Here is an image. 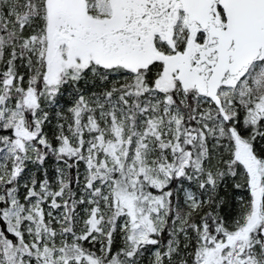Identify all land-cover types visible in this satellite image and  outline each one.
<instances>
[{"label":"snow or ice","instance_id":"snow-or-ice-1","mask_svg":"<svg viewBox=\"0 0 264 264\" xmlns=\"http://www.w3.org/2000/svg\"><path fill=\"white\" fill-rule=\"evenodd\" d=\"M0 264H264V0H0Z\"/></svg>","mask_w":264,"mask_h":264}]
</instances>
